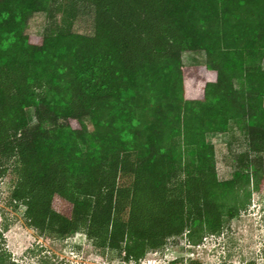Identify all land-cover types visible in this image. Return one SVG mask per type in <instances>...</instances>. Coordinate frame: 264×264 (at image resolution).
Here are the masks:
<instances>
[{"label": "trees", "instance_id": "16d2710c", "mask_svg": "<svg viewBox=\"0 0 264 264\" xmlns=\"http://www.w3.org/2000/svg\"><path fill=\"white\" fill-rule=\"evenodd\" d=\"M81 6L91 35L26 31L37 12ZM187 51L205 63L186 66ZM263 62L264 0H0L8 206L42 237L82 232L126 262L223 235L264 190ZM233 128L248 146L222 180L208 134ZM5 229L0 264H21Z\"/></svg>", "mask_w": 264, "mask_h": 264}, {"label": "rangeland", "instance_id": "374dc122", "mask_svg": "<svg viewBox=\"0 0 264 264\" xmlns=\"http://www.w3.org/2000/svg\"><path fill=\"white\" fill-rule=\"evenodd\" d=\"M94 16L91 7L81 6L74 15L54 7L52 12L35 13L26 31L40 37L63 30L91 35L95 30ZM183 61L186 66L204 64L206 53L187 51ZM28 112L33 125L34 108ZM208 140L216 147L219 178H230L239 154L247 149L246 135L240 128H233L227 133H210ZM10 178L0 181V226H7L6 246L21 264H186L191 259L202 264H243L250 260L264 264V190L253 192L248 209L231 222L223 235L209 237L201 246H191L184 238L171 239L165 249L151 252L136 263L126 262L111 252H100L82 232L63 240L40 236L25 222L24 207L14 210L8 206Z\"/></svg>", "mask_w": 264, "mask_h": 264}]
</instances>
